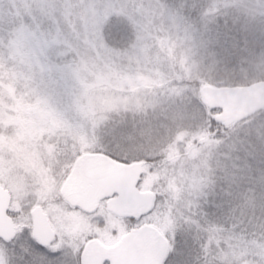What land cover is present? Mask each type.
Listing matches in <instances>:
<instances>
[{
	"label": "rangeland",
	"instance_id": "obj_1",
	"mask_svg": "<svg viewBox=\"0 0 264 264\" xmlns=\"http://www.w3.org/2000/svg\"><path fill=\"white\" fill-rule=\"evenodd\" d=\"M129 8L149 17L141 0H0V58L15 63H3L8 78L0 79V185L11 194L10 211L16 222L15 238L0 240V264H9L16 249L14 264H80L76 251L90 227L79 216L64 215L59 206H47L48 213L56 217V238L42 250L35 246L29 211L49 198L50 181L48 185L46 179L71 178L77 157L97 151L93 149L99 145L114 148L125 157L151 156L171 130L180 127L181 113L186 123L197 118L192 106L188 112L183 110L192 104L190 97L201 102V86L195 89L176 80L180 74L195 77L192 47L178 55L168 39L161 43L135 21ZM110 16L131 23L133 34L127 46L114 48L106 42L103 30ZM80 43L93 50L96 63L76 51ZM249 46L255 54L250 59L252 67L239 73L256 77L264 73L256 59L261 47L254 41ZM66 59H70L69 65ZM185 92L189 96L183 101ZM203 106L207 116L215 119L216 112ZM125 110L128 115L118 114L115 121L100 127L110 114ZM185 137L187 133L178 130L172 139L175 143ZM196 137L192 135L190 140ZM187 156L171 157V162L179 160L185 165L178 166L171 203L163 200L161 207L157 196L162 186L149 189L144 177L140 181V189L153 191L155 202L135 225L155 226L169 247L177 233L174 218L180 215L181 194H195L196 199L207 184L202 162L182 159ZM61 187L56 183L51 190L58 192ZM102 216L104 225L97 234L108 241L112 239L108 233L118 221L104 211ZM72 230L77 231L75 235ZM178 233L180 246L172 262L182 264L186 246L194 244L197 232L180 226ZM239 238L226 241L224 249L214 253L218 262L264 264V245Z\"/></svg>",
	"mask_w": 264,
	"mask_h": 264
},
{
	"label": "trees",
	"instance_id": "obj_2",
	"mask_svg": "<svg viewBox=\"0 0 264 264\" xmlns=\"http://www.w3.org/2000/svg\"><path fill=\"white\" fill-rule=\"evenodd\" d=\"M141 2L148 8L149 17L138 9L129 8V14L135 21L158 36L161 43L168 39L169 46L178 55L187 46H191L195 53V77L186 78L180 74L176 78L183 86L197 89L208 83L217 87H235L264 79L262 72L256 77L239 73L252 67L250 59L255 54H251V46L247 47L248 42L253 41L257 47H261L260 56L256 59L260 62L258 67L264 69V0ZM117 17H109L103 33L109 45L122 48L129 44L133 32L130 22L128 24ZM76 51L94 63L98 60L93 50L85 44L80 43ZM69 58L77 59L76 55ZM3 63H7V66L15 64L0 58L2 80L8 78L4 72L8 67L2 66ZM70 63V59H66L65 64ZM94 67L97 68L96 65ZM39 76L45 78L42 73ZM89 77L90 81L93 77ZM186 96H189L188 92L181 94V99L184 101ZM190 98L192 104H188L183 111L188 112L192 106L191 111L195 110L197 118L186 123L181 113L180 127L172 129L166 140L154 148L151 156L125 157L114 148L102 145L93 150L124 162L144 159L142 177L146 179L145 186L149 189L162 186V193L157 196L161 207L163 200L167 203L173 201L174 187L171 186L178 183V166H185L179 160L171 162V157L176 154L189 155L182 159L190 157L194 162H202L207 184L196 199L195 194H181L180 215L178 213L174 218L177 219V233L168 246L163 264H177L172 261L180 246V226L197 232L194 244L186 246L182 264H220L214 253L219 248L224 249L226 241L235 239L237 235L244 243L253 241L264 245V108L225 125L207 116L204 104L197 98ZM121 113L128 115L129 110L110 114L100 127L115 121ZM178 130L185 131L187 137L174 143L172 138ZM192 135L199 138L190 140ZM35 246L37 250H42L39 245ZM11 254L9 264H14L17 249Z\"/></svg>",
	"mask_w": 264,
	"mask_h": 264
},
{
	"label": "water",
	"instance_id": "obj_3",
	"mask_svg": "<svg viewBox=\"0 0 264 264\" xmlns=\"http://www.w3.org/2000/svg\"><path fill=\"white\" fill-rule=\"evenodd\" d=\"M202 102L212 109H219L215 119L230 124L241 120L264 107V80L241 86L217 87L204 84L200 87ZM75 178L79 184L68 189L66 195H73L80 203L90 200L92 206L100 198H107V209L117 215L139 217L148 213L153 204L154 194L141 191L137 184L142 174V163L115 161L101 153H85L74 164ZM8 190L0 186V238L10 240L15 235L14 223L8 215L10 204ZM83 200V201H82ZM33 235L40 245H47L53 238L40 208L32 211ZM155 246L156 253L149 251ZM129 248V261L126 257ZM167 249L163 235L152 225L144 224L133 228L122 237L116 248H106L95 240L87 243L82 264H101L109 259L111 264H159Z\"/></svg>",
	"mask_w": 264,
	"mask_h": 264
},
{
	"label": "flooded vegetation",
	"instance_id": "obj_4",
	"mask_svg": "<svg viewBox=\"0 0 264 264\" xmlns=\"http://www.w3.org/2000/svg\"><path fill=\"white\" fill-rule=\"evenodd\" d=\"M46 181H50V186H49V198H47L42 204L40 205H35L32 207V209L29 211V218H30V224L29 227L33 233V214L32 211L35 208H40L41 212L43 213L45 219L47 220V223L50 227V229L53 232V238L52 240L48 243V245L54 241V239L57 236L56 233V217H53L50 215L47 211V206L51 204V206H59L61 208L62 213L64 215L66 214H72L74 217H80V221L82 223H87V225L90 227L89 228V233L84 235L83 241L80 242L79 248L76 251V256L80 260V264L83 262V256H84V250L87 245V243L91 240L97 241L99 244L106 248H116L122 239L124 235L129 233V231L133 228H137L142 226L141 225H135V221L143 216L139 217H132L129 215H117L107 209V198H100L97 200L94 205L90 206L89 202L90 200H82L84 203H80L76 199H73V195H79L77 190H73L71 192V195H66V191L70 188L75 189L76 187L79 186L77 182V178H75V174L71 178H47ZM57 184H62L63 187L57 192L51 190V188H55V185ZM47 185V188H48ZM102 211L105 212L106 215L113 217L115 220L118 221L117 224L112 227L111 231L108 233L109 235L112 236L111 240L108 241H103L97 233H100L103 225H104V220L102 216ZM9 215H11V211L9 208ZM13 218V217H12ZM70 219V218H69ZM14 224H15V230H16V222L13 218ZM92 230V231H91ZM76 230H72L71 234H76ZM47 245V246H48ZM155 246H152L151 251H149V256L152 257L156 253ZM128 261H129V248L127 250V255H126ZM101 264H111V261L109 259H103L101 261Z\"/></svg>",
	"mask_w": 264,
	"mask_h": 264
}]
</instances>
